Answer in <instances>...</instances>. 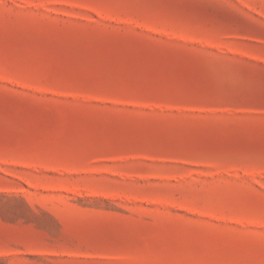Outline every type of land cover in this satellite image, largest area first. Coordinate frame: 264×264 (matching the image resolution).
Segmentation results:
<instances>
[{"label": "rangeland", "instance_id": "374dc122", "mask_svg": "<svg viewBox=\"0 0 264 264\" xmlns=\"http://www.w3.org/2000/svg\"><path fill=\"white\" fill-rule=\"evenodd\" d=\"M0 264H264V0H0Z\"/></svg>", "mask_w": 264, "mask_h": 264}]
</instances>
